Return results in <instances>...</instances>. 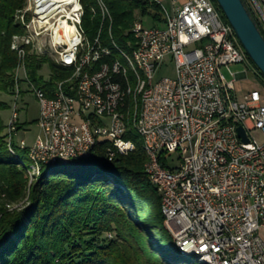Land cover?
<instances>
[{"label":"built area","instance_id":"built-area-1","mask_svg":"<svg viewBox=\"0 0 264 264\" xmlns=\"http://www.w3.org/2000/svg\"><path fill=\"white\" fill-rule=\"evenodd\" d=\"M159 6L163 28L132 33L139 59L150 74L144 96L142 129L146 133L152 159L148 174L157 190L165 193L162 201L168 223L182 252L208 253L217 264H264V103L256 91L237 101L235 83L226 81L222 70L232 65L250 68L249 59L222 14H214L211 0H149ZM171 1V11L164 3ZM249 13L264 26V0H246ZM79 0H37L35 16L23 22L39 21V38L45 36L53 57L79 67L75 84L65 81L63 103L44 108V92L36 93L41 132L31 147L49 150L54 162L86 160L93 155L89 144L96 138L110 139L104 154H113L112 143L121 142L124 157L132 154L121 141L119 78L107 77L104 47L96 38H85ZM64 27L73 30L67 37ZM30 46L27 41H21ZM81 49V56H74ZM166 57L174 67L173 78L154 82L156 71ZM19 64V60H18ZM230 72V71H229ZM59 90V88H58ZM21 92L18 89V98ZM69 105L79 106V117L69 115ZM15 109L8 121L16 122ZM92 114H101L108 124L107 134H98ZM244 131L247 143L237 135ZM257 133L261 141L254 136ZM40 134H47L50 148L39 147ZM63 142V151H56ZM176 161V163H175Z\"/></svg>","mask_w":264,"mask_h":264},{"label":"trees","instance_id":"trees-1","mask_svg":"<svg viewBox=\"0 0 264 264\" xmlns=\"http://www.w3.org/2000/svg\"><path fill=\"white\" fill-rule=\"evenodd\" d=\"M79 1L85 38L92 42L98 36L110 49L113 44L131 52L136 20L164 24L159 6L149 0H101L110 21L102 20L96 0ZM24 4L25 0H0V113L7 107L3 99L11 97L15 86L18 60L10 46L12 37L22 34L14 14ZM256 26L264 39L257 22ZM29 52L27 79L50 97L71 72ZM43 65L49 70L46 82L38 74ZM249 65L264 84L250 60ZM5 135L0 116V264H199L195 259L184 261L186 256L177 250L165 226L160 195L145 172L141 140L131 128L124 140L133 144L132 154L114 153L109 158L104 151L110 143L102 140L88 159L41 166L37 175H30L31 164L23 162ZM20 203L19 208H8Z\"/></svg>","mask_w":264,"mask_h":264},{"label":"bare ground","instance_id":"bare-ground-1","mask_svg":"<svg viewBox=\"0 0 264 264\" xmlns=\"http://www.w3.org/2000/svg\"><path fill=\"white\" fill-rule=\"evenodd\" d=\"M27 2H28L27 7H24L22 8V10L18 11L16 16L14 15L15 24H17L20 27L23 35L22 34L15 35L12 37V40H11L12 41L11 50L15 52V54L17 55L16 57H18V60H19L18 67L16 70H14L15 71V75H14L15 86L12 91V97L14 98V104L12 107H17L15 101L18 99V89L20 92L19 82L21 80L19 79L18 74L23 72L24 80L27 86H28L27 81H29L27 79V75L25 71L26 55L25 57H23L21 41L28 40V44L30 45V46H24V53H26V50L30 48L29 50L31 53H34L36 51L37 53H39L38 55L49 54L51 57H53V50L51 48H48L46 50L45 49L41 50L43 47L35 48V45H34L35 43L33 42L39 38V31H38L39 21H30V24L28 25L26 22H23V21L25 19V15L26 17L35 16L37 0H27ZM96 2H97V9L99 11V14L102 20L107 19L110 21L109 13L106 7L104 6V4L102 3V1L96 0ZM243 2H244V5L246 6L245 4L246 0H243ZM214 14H221L220 10L216 6H214ZM253 16L255 17L257 24L259 25L261 31L264 34V26L260 25L259 17L255 15V13H253ZM224 23H226L225 19H224ZM229 31H232V34H234L230 26H229ZM64 32L65 34L67 33L66 35L67 37H69L71 33L73 32V30L69 27H64ZM139 32H140V22H134L133 27H132V33H139ZM96 42H100L98 39V36L96 37ZM36 52L34 53V55H37ZM104 52H105V58H109V61H107L106 63L107 77H116L117 68H118V72L125 74L124 76H120L119 78V89H120L119 90V104H117V113H121V124H120L121 141L125 142L126 144L130 146V152H131L133 150V144L128 140H124V135L128 128H131L133 131H135V133L141 140V147L147 159L146 164H145V172L149 179V182L153 185V180L151 179V175L148 174V171H147V168H149V164H151L152 149L148 148L147 146L146 133L144 131H141L142 129L141 117H144V96L146 95V93H148V90H149L150 74L149 72L145 70L144 62H142V59H139L138 48H133L131 52L125 53L124 51L116 48L113 44H111V49L104 47ZM241 52H244V51L241 49ZM74 56H81V49H74ZM54 59H55V63L57 66L71 72L70 78L67 81L65 80V83L75 84V79H77L79 75V67H73L72 63L60 62V58H54ZM33 90L36 93H43L41 89L35 87L34 85H33ZM62 93H66V86H59V83H58L54 87L53 91L51 92L50 97H47L45 95L46 98H50V99H46L44 101V108H52L53 102L63 103ZM69 115L71 117H79V106L69 105ZM15 116H16V122H10V131L12 134V138L8 131V123L6 126L5 134L7 135V142L9 144L13 143V139L15 138V136L17 135V131L19 130L18 129V109H15ZM92 124L94 126V129L97 130L98 134H107L108 124H107L106 119H104L101 114H92ZM37 127H38L39 132H41V124H37ZM102 140H106L110 143V139L96 138L95 140H93L92 143L89 144V152H92L96 143ZM34 143H36V141ZM18 145H19L18 147L19 150H26L24 147L23 141H20ZM39 147L41 149L50 148V140H48L47 134H40ZM112 148H113L112 149L113 154L119 153V154L124 155V146H122L121 142L112 143ZM56 151H63V142H56ZM27 153H28L29 160L31 161V168L33 169V172H36V173L39 167L41 166H53L57 163H66V162H54L53 156L50 155L49 150H42V153H41L39 152L38 149L30 147L27 150ZM113 154H109L108 155L109 158L113 157ZM80 160H83V159H74V161H80ZM154 187L157 189L156 186ZM157 191L160 195V209H161V213L165 220V226L168 229L170 235L172 236L175 246L177 250L179 251V253L183 256L193 257L199 264H217L215 261L212 260V257L208 255V253L182 252V249L177 246L176 236L174 235V233H172L170 229V225L168 223V218H167V210L164 209V204L162 202L165 200V193L162 192V190H157Z\"/></svg>","mask_w":264,"mask_h":264},{"label":"rangeland","instance_id":"rangeland-1","mask_svg":"<svg viewBox=\"0 0 264 264\" xmlns=\"http://www.w3.org/2000/svg\"><path fill=\"white\" fill-rule=\"evenodd\" d=\"M27 4H28V2H27V0H25V4H24L23 8L27 7ZM20 10H22V9H20ZM20 10H18V11H20ZM18 11H16V13L14 14L15 16L17 15ZM252 15H253V13H251V16ZM139 19H140V17H139ZM140 20L142 23V27L145 30H149V29L154 28V27L163 28V26H164V24L154 23L149 18H141ZM22 35H23V33H22ZM39 42H40V44H39ZM11 43H12V41H11ZM33 43H35L34 44L35 48H39V47L42 48L43 47L41 50H43V49L46 50L49 48L48 47L49 43H48V40L45 39V36H42V37L36 39ZM10 48H11V46H10ZM28 49H30V48H28ZM29 53H31V52H29ZM34 53H31V54L34 55ZM38 54L39 53H37V55ZM37 55H36V57H38V58L39 57H46L51 61L53 60L52 62L55 63L54 57H51L49 54H45V55L40 54L38 56ZM48 55H49V57H48ZM17 60H18V57H17ZM17 67H18V62L16 65V69H17ZM174 71H175V67H174V64H173L171 58L166 57L164 62L162 63V66L156 71V73L154 75V82H157L163 78H173L174 77ZM229 71H227L225 69L222 70V73H223L226 81H228V82H230L234 79V77L232 75H230V73L233 75L241 74L243 72L246 73L245 78L243 76H239L238 79L236 80V83H235L237 101H239V102L242 101V98L244 96H246L247 94H249L252 91H256L262 97V103H264V84L255 75L254 71L251 68H246L243 65H232L229 67ZM38 74L43 78V82H46L49 78L48 67L46 65H43L42 70ZM14 75H15V71H14ZM18 76H19V79L21 80L19 82V88H20L21 94H20V97L15 101V103H16V106L18 109V124H19L18 129L19 130L17 131V135L13 139V144H14V147L16 149L17 155L23 160V162L26 165H30L31 162L29 161L27 150L34 144V142L36 141V138L39 134V130L37 127V118H38V114H39V106H38V102H37V99L35 98L34 94L30 91L29 87L25 83L23 72L18 74ZM3 100L5 101L7 107L3 112L0 113V116H1V119H2L3 124L5 126V133H6L7 123L10 120L11 115H12L11 108L14 104V98L11 95V97H5ZM254 136L258 142L261 141V138L257 133H254ZM6 140H7V138H6ZM20 141H23V143H24V147L26 149L25 154H23L22 151L18 149V147H19L18 144L20 143ZM15 144H16V146H15ZM175 163H176V161H175ZM28 171H30V175H37L36 172H33V169L31 168V166H29ZM21 205L22 204L20 203L17 205L9 206L8 208L10 210H13V209L21 207ZM183 259L186 262H193V260H194L193 257H189V256L183 257Z\"/></svg>","mask_w":264,"mask_h":264},{"label":"water","instance_id":"water-1","mask_svg":"<svg viewBox=\"0 0 264 264\" xmlns=\"http://www.w3.org/2000/svg\"><path fill=\"white\" fill-rule=\"evenodd\" d=\"M226 23L231 27L239 46L264 78V39L243 0H213ZM238 137L247 143L241 127Z\"/></svg>","mask_w":264,"mask_h":264},{"label":"crops","instance_id":"crops-1","mask_svg":"<svg viewBox=\"0 0 264 264\" xmlns=\"http://www.w3.org/2000/svg\"><path fill=\"white\" fill-rule=\"evenodd\" d=\"M185 0H175L176 2V7H180L183 3H184ZM165 7L171 11L172 7H171V1H166L164 3ZM259 237L264 241V230H260L259 231Z\"/></svg>","mask_w":264,"mask_h":264}]
</instances>
